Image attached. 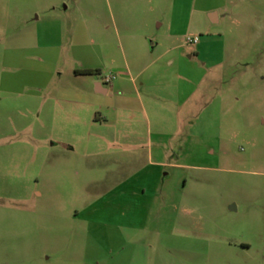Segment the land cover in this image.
Listing matches in <instances>:
<instances>
[{"label":"rangeland","instance_id":"obj_1","mask_svg":"<svg viewBox=\"0 0 264 264\" xmlns=\"http://www.w3.org/2000/svg\"><path fill=\"white\" fill-rule=\"evenodd\" d=\"M185 1L0 0V264H264V0H194L219 17L202 36L152 25L175 91L149 121L107 111L97 126L92 109L61 108L60 91L93 88L75 77L92 46L93 78L114 76L116 13ZM198 39L200 58L186 46ZM141 169L154 176L134 193L109 192Z\"/></svg>","mask_w":264,"mask_h":264},{"label":"crops","instance_id":"obj_2","mask_svg":"<svg viewBox=\"0 0 264 264\" xmlns=\"http://www.w3.org/2000/svg\"><path fill=\"white\" fill-rule=\"evenodd\" d=\"M185 3L181 13H116V18H113V26L119 39L118 52H112L113 50H111L110 46L105 47L106 56L109 57L114 76L107 82V77L99 81L94 79L93 75L75 74L76 78L92 79L93 88L85 86L84 90L60 91V102L66 104L67 107L61 108L70 109V111L78 109L80 111L85 106L87 109H92L91 124L97 126L113 124L107 114H105L107 111H113L118 115L126 112H141L146 117L149 116L148 114L155 115L154 100L157 98L170 99L175 91V86L172 78H164L159 74L161 56H154L157 43L148 42L152 25L156 22L157 28H161L165 24L167 29L166 39L171 40L187 35L191 28L193 31H199L198 35L202 36L201 31L205 29L208 21L212 24L219 22L216 12L206 10V12H209L208 20L207 17H204L205 10L195 7L194 0H186ZM195 10L200 13L199 17H201L196 24L192 25L193 12ZM158 17L163 18L164 22L161 20L159 22ZM203 42H200L199 39L193 40V43L198 44L197 48L187 42V50L195 53L200 58V50L204 46ZM205 44H207L206 41ZM92 47L97 57L96 61L92 63L81 61V69H99L101 73V65H103L101 46ZM170 50L173 49L168 48L166 51L169 52ZM108 51L111 53H108ZM115 75L114 83L112 79L115 78ZM137 79H140L138 83ZM148 155L150 159L151 151L148 152ZM149 163L150 165L153 164V166L161 165L160 162H153L151 159ZM145 171L141 169L135 173L124 174L125 176L118 174L123 180L117 182L109 192L118 191L122 196L127 193H134L135 189L131 187L130 183L132 179L137 177L151 178L154 176L153 172H151L152 174H146ZM123 224L124 222L121 223V225ZM125 224L128 226L127 222ZM254 238L255 236H253ZM238 246L242 250H250L253 248V241L239 240Z\"/></svg>","mask_w":264,"mask_h":264},{"label":"trees","instance_id":"obj_3","mask_svg":"<svg viewBox=\"0 0 264 264\" xmlns=\"http://www.w3.org/2000/svg\"><path fill=\"white\" fill-rule=\"evenodd\" d=\"M100 73L99 69H82L79 71H76V74H82V75H94Z\"/></svg>","mask_w":264,"mask_h":264},{"label":"built area","instance_id":"obj_4","mask_svg":"<svg viewBox=\"0 0 264 264\" xmlns=\"http://www.w3.org/2000/svg\"><path fill=\"white\" fill-rule=\"evenodd\" d=\"M109 80H110V77H107V78H106V81L108 82Z\"/></svg>","mask_w":264,"mask_h":264}]
</instances>
